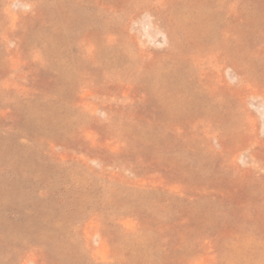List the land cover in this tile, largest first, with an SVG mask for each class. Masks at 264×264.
I'll list each match as a JSON object with an SVG mask.
<instances>
[{"label": "rangeland", "instance_id": "374dc122", "mask_svg": "<svg viewBox=\"0 0 264 264\" xmlns=\"http://www.w3.org/2000/svg\"><path fill=\"white\" fill-rule=\"evenodd\" d=\"M0 264H264V0H0Z\"/></svg>", "mask_w": 264, "mask_h": 264}]
</instances>
